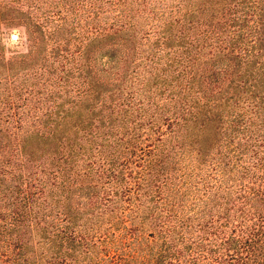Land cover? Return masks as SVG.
Listing matches in <instances>:
<instances>
[{
	"label": "trees",
	"instance_id": "1",
	"mask_svg": "<svg viewBox=\"0 0 264 264\" xmlns=\"http://www.w3.org/2000/svg\"><path fill=\"white\" fill-rule=\"evenodd\" d=\"M0 264H264V0H0Z\"/></svg>",
	"mask_w": 264,
	"mask_h": 264
},
{
	"label": "rangeland",
	"instance_id": "2",
	"mask_svg": "<svg viewBox=\"0 0 264 264\" xmlns=\"http://www.w3.org/2000/svg\"><path fill=\"white\" fill-rule=\"evenodd\" d=\"M18 28H21V27L19 25H14L11 28H9V30L5 33V36L2 38V40L6 42L8 41L9 43H12L13 45V41L16 35L15 37H13L12 35L15 34ZM17 49H20V48H17Z\"/></svg>",
	"mask_w": 264,
	"mask_h": 264
},
{
	"label": "water",
	"instance_id": "3",
	"mask_svg": "<svg viewBox=\"0 0 264 264\" xmlns=\"http://www.w3.org/2000/svg\"><path fill=\"white\" fill-rule=\"evenodd\" d=\"M12 36L15 37V34H13Z\"/></svg>",
	"mask_w": 264,
	"mask_h": 264
}]
</instances>
